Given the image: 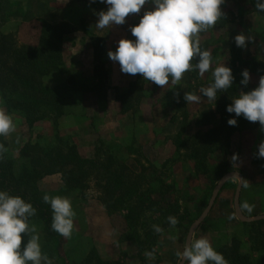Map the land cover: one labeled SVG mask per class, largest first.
Here are the masks:
<instances>
[{
  "label": "rangeland",
  "instance_id": "rangeland-1",
  "mask_svg": "<svg viewBox=\"0 0 264 264\" xmlns=\"http://www.w3.org/2000/svg\"><path fill=\"white\" fill-rule=\"evenodd\" d=\"M50 2L47 4L43 0H0V32H4L17 21L16 29L9 33H14L19 44L34 45L41 19L39 17L43 14V18L46 19L45 10L48 6L62 9L64 5H67L66 13L69 17L66 22L69 24L70 32L65 35L61 46L62 70L57 75L46 77L44 82L50 86L68 84L71 80L79 85L89 83L93 78L90 35L95 34L89 31L96 28V21L89 17H92L90 14L93 10L100 7L106 10L107 6L100 0L97 4H94V0H52ZM28 5H30L29 8H27ZM152 7L153 5L149 3L142 8L139 14H130L132 18L136 19L135 24L139 22L137 17H141L145 10H150ZM221 8L224 15L214 25V28L199 34V46L202 50L206 49L212 54L214 61L212 67L215 68L223 63L228 65L231 50L238 51L242 58L250 57L253 61H264V18L251 10L250 0H226ZM41 9H44V12ZM88 15L89 17H86ZM253 30L257 34H254ZM240 33L251 37V40L244 47L233 48L235 36ZM122 35L121 31L117 33L115 37L119 39H111L113 44L108 49L104 45V67L106 70L112 71V79L105 82L106 99L102 102H97L94 99V103L76 104L75 101L79 97L73 95L71 99L65 101L60 135L62 138H68L69 141L74 142L79 152L85 156L92 154L94 147L98 145V138L103 140V153L113 152V143H118L119 139L124 140L126 142L124 144H128V146L131 144L130 141L135 139L134 146H140L137 152L141 153L128 150L127 146L122 143L123 146L116 149L120 160L125 161L135 172H140L141 167L145 168L143 174H146L152 186H156V181L153 178L170 183L173 186L170 194L179 203L180 211L185 214L186 219L182 222V228L163 229L156 241L148 245L139 257L135 242L126 241L123 235L125 229L122 218L116 214L110 216L104 211L99 202L98 181L90 179L84 190H74L62 196L71 201L75 212L74 230L69 238L63 237L62 255L60 260L55 261V258H52L53 264H64L63 260H66L67 264H81L84 256L91 249H95L104 259L118 261L121 264H180L177 253L183 251L190 227L208 209L214 188L226 175L228 176L220 186L211 207L195 226L191 240L206 237L216 249L221 239L226 240L227 231L231 232V223L240 221L239 217L250 219L264 214V167L258 163L252 164L251 155L252 148L263 141L264 129H256L254 132H246V134H234L231 137L228 153L223 154L221 150H217L210 153L208 159L205 158L204 166L208 172L204 175H202V169L194 171L192 162L188 160L184 152L176 160L167 162L164 169L158 167L157 162L172 158L174 151L172 140L183 122H186L183 128L187 136L194 135L195 137L196 133L195 142L201 141L198 140V132H206L208 128L218 125L219 110L212 100L201 97L202 102L187 104L182 99L184 93H181L185 90L186 93L199 96L200 89L209 86L207 82L211 80V71L206 72L203 76H200L196 70L188 71L182 78L189 80L187 83L180 81L179 84H176L170 81L165 87L158 86L156 92H160L158 96L161 98L157 100L158 104L152 110L155 120L152 128L142 122L143 120L149 122L145 110L142 111V115L139 112L137 117H132L131 122L130 116L124 117L118 114V105L112 101L114 87H109V84L112 86L116 83L122 84L120 81L122 72L116 70L118 67L120 69V65L115 66L117 62L115 64L108 57L109 50L115 51ZM233 52L232 54H234ZM195 63L196 61L193 60L192 64ZM243 68V70L246 69L245 66ZM114 69L115 72H113ZM116 72H118L119 78ZM238 77L241 81L242 76ZM259 77L254 79V76L250 74L247 86L239 84L240 91L247 92L254 89L259 83ZM141 80L145 85L144 88L148 86V83H151L142 77ZM128 83L120 85L121 88H126ZM96 87L101 86L97 83ZM148 89L146 88V90ZM95 90L101 92L100 89ZM183 110L187 112L186 119L182 117ZM8 113L12 115L16 129L6 137V158L12 157L11 165H14L15 172H18L19 168L26 163V159L19 154L22 145L30 138L38 140L42 144L52 145L55 143L53 138L55 131L50 122L44 121L33 128L32 134L21 135L20 128L17 126L19 121L17 113ZM175 119L178 121L174 122ZM130 125L135 127L133 136L130 135L132 132ZM149 129L155 130L156 143H153L154 140L152 141L148 136ZM119 134H124V137L121 138ZM207 140L204 137L202 144L204 150L207 148ZM191 144H193V140ZM200 154H203L201 149ZM152 162L158 165L157 168L152 166ZM237 174L242 176V185L236 198L239 184ZM59 185L61 186L59 175L43 176L38 181V186L43 191L57 190ZM146 221L151 226L159 224L156 216L150 215V213L147 214ZM30 226L35 227L36 234L40 238L42 252L46 255L47 252L42 247L44 240L40 235V227L32 221ZM27 239L28 237L22 234V247ZM149 252L153 253L154 258L147 256Z\"/></svg>",
  "mask_w": 264,
  "mask_h": 264
},
{
  "label": "trees",
  "instance_id": "trees-1",
  "mask_svg": "<svg viewBox=\"0 0 264 264\" xmlns=\"http://www.w3.org/2000/svg\"><path fill=\"white\" fill-rule=\"evenodd\" d=\"M97 3L98 0H94V4ZM250 6L253 12L264 18V13L255 8V0H250ZM38 26L34 45L19 44L14 33L0 32V107H4L7 112L17 113L19 120L17 126L24 136L28 133L32 134L33 128L39 123L50 122L55 131L53 137L55 143L42 144L29 136L30 139L19 150L20 156L26 159V163L15 172L14 165H11L12 157L6 158L7 138L0 137V144L3 145V150L0 151V190L23 197L37 209L36 215L30 219V222H35L40 227V235L44 240L42 247L53 264L52 258H55V261L60 260L62 255L63 236L52 230V210L50 205L44 203L43 196L45 194L50 197L63 196L74 190L82 191L90 179H95L98 181L101 207L108 215L116 214L122 218L125 229L123 235L126 241L135 242L137 255L140 257L146 247L154 243L161 233L155 232L153 226L146 221L148 213L156 216L159 220L158 226L162 230L183 226L182 222L186 216L180 211L179 203L170 194L173 186L157 178H153L156 186H152L146 174H143L145 168L141 167L140 172H135L125 161L120 160L116 149L123 146L122 143H126L124 140L119 139L120 144L111 145L113 152L103 153V140L98 138V145L94 147L92 154L85 156L79 152L74 142L62 138L60 126L64 117L65 101L71 99L73 95L79 97L75 101L76 104L85 102L90 104L94 103V99L97 102L106 99L105 82L108 72L104 67V39L90 35L93 78L89 83L79 85L71 80L68 84L50 86L44 80L48 76L57 75L62 70L61 46L70 29L66 21L50 22L40 19ZM253 33L257 34L255 30ZM235 47L237 46L234 44L233 48ZM232 52L231 50L227 66L232 69L233 85L226 92L218 93L217 100H212L219 110L218 125L208 128L206 132H198V140L201 141L195 142L196 133L195 137L187 136L183 128L186 122H183L172 140L174 147L172 158L157 162L159 166L152 162V166L164 169L167 162L176 160L184 152L192 162L194 171L202 169L204 175L208 172L204 166L205 158L208 159L209 154L217 150H221L223 154L228 153L231 137L234 134H246L256 129H264L258 121L249 122L243 116L237 118L235 126L227 123L234 113H228L226 107L231 104V97L237 96L240 92L241 84L238 76L241 75L243 67H246L254 79L257 76H264V61H253L250 57L242 58L238 51L233 52L234 54ZM141 77L137 74L129 81L126 88L114 87L112 101L118 105L119 115L129 113L135 118L139 112L142 115V111L145 110L149 122L145 120L142 122L152 128L155 122L152 110L157 106V100L161 98L158 96L160 92H156L158 86L154 83H148L149 89L148 86L144 88ZM97 83L101 87H96ZM211 83L212 77L207 85L210 86ZM95 89H100L101 92ZM182 99L184 100V96ZM187 116V112L183 110L182 117L186 119ZM133 125H130L131 136L135 128ZM149 131L148 136L152 141L154 140L153 143H156L155 130L149 129ZM119 135L121 138L124 137V134ZM204 137L208 139L205 150L202 145ZM192 140L193 144H191ZM134 142L135 139L130 141L129 146L124 145L128 150L137 152L140 146H134ZM258 146L252 148V164L258 163L264 167V158L257 154ZM200 149L203 151L202 155ZM48 175H59L61 186L59 185L57 190L43 191L39 188L38 181ZM169 216L177 218L178 223L175 227L169 224L167 219ZM231 226V232L227 231L225 235L226 240L221 239L216 248L224 256L227 264H264V218L233 222ZM63 263L67 264L66 260H63ZM81 264L121 263L104 259L95 249H91L84 256Z\"/></svg>",
  "mask_w": 264,
  "mask_h": 264
},
{
  "label": "clouds",
  "instance_id": "clouds-1",
  "mask_svg": "<svg viewBox=\"0 0 264 264\" xmlns=\"http://www.w3.org/2000/svg\"><path fill=\"white\" fill-rule=\"evenodd\" d=\"M107 6L99 11L95 26L98 29L123 25L130 14H139L146 4H152L145 10L139 22L131 27L132 37L121 38L115 51L109 50L108 57L118 62L124 74L141 75L144 80L165 87L171 81L179 84L184 73L198 71L200 76L211 71L212 83L200 89V95L184 93L188 103H200L201 97L217 100V94L226 92L233 85L232 69L225 63L212 67L213 57L210 51L199 46V34L211 28L224 15L221 5L226 0H100ZM255 8L264 13V0H255ZM251 37L244 33L235 36L237 47H244ZM195 60L196 63L192 64ZM240 83L247 86L250 73L247 69L241 73ZM226 111L234 116L228 119L230 126L237 124V118L243 116L249 122H259L264 128V76L258 85L247 92L240 91L231 97ZM16 129L11 114L0 107V137H7ZM3 145L0 144V151ZM258 156L264 158V141L258 146ZM246 186V185H245ZM44 203L52 210V230L69 238L74 230V217L71 201L67 197L43 196ZM37 209L19 195L0 190V264H52L42 252L40 238L30 219ZM168 222L175 227L178 220L169 216ZM155 232H161L158 225ZM22 234L28 237L22 247ZM154 258L153 253H147ZM180 264H227L206 237L190 240L177 253Z\"/></svg>",
  "mask_w": 264,
  "mask_h": 264
},
{
  "label": "crops",
  "instance_id": "crops-1",
  "mask_svg": "<svg viewBox=\"0 0 264 264\" xmlns=\"http://www.w3.org/2000/svg\"><path fill=\"white\" fill-rule=\"evenodd\" d=\"M29 1V0H28ZM43 1H45L47 4L48 3H51L50 1H52V0H43ZM30 7V5H28L27 6V8H29ZM64 8H62V9H56V8H53V7H49L48 6V8L45 10V14H46V19L45 18H43L44 17V15L42 14L39 18H41V19H44V20H47V21H50V22H59V21H67V18L69 17L68 16V14L66 13L67 12V5H64L63 6ZM101 10H105V8H103V7H100L99 9H95V10H93L92 12H91V14H90V16H92V17H89V15L88 16H86V17H89V19H91V20H94V21H97V13L99 12V11H101ZM41 11L42 12H44V9H41ZM12 13V12H11ZM11 15V14H10ZM56 16V17H55ZM129 16H130V18H129ZM128 17H126V22L123 24V25H114V26H112L110 29L109 28H105V29H98L97 27L94 29V30H92V29H90V31L89 32H91V33H93L94 35H97V36H100V37H102L103 39H104V44L106 45V48L108 49V47H110V46H112V44H113V40H111V39H115V40H118L119 38L118 37H115L116 36V34L117 33H119L120 31L123 33V35H122V38H129V39H131L132 38V34H131V27L132 26H134L135 25V21H136V19L135 18H132L131 16L132 15H129ZM137 16V15H136ZM140 17V16H139ZM139 17H137L138 18V20H139ZM11 19H12V16L10 17ZM48 18V19H47ZM9 24H10V22H9ZM17 25H18V22L17 21H15V24L12 26V25H10L9 26V28L7 29V30H3L4 31V33H9V32H13L15 29H16V27H17ZM87 29V28H86ZM110 38V39H109ZM111 40V42H109ZM109 42V43H108ZM106 51V50H105ZM90 55L92 56V46H91V52H90ZM115 64H116V62H114ZM115 66H119V63L117 62V64L115 65ZM118 72H119V67H118V69H116ZM107 72L109 73V77H108V81L110 80V79H112L111 78V76H112V71L110 70H107ZM113 72H115V69H114V71ZM118 72H116L117 73V76H118V78H119V74H118ZM115 73V74H116ZM136 76V75H135ZM135 76H132V75H128V74H124V73H122V77H120L122 80H120V81H122V84H118V83H114L113 85L114 86H112V84H109V87H122V86H120V85H124V83H128L130 80H132V79H134L135 78ZM114 78H115V76H114ZM117 80V79H116ZM189 80H186L185 78L184 79H182L181 80V82H183V83H187ZM118 84V85H117ZM108 85V84H107ZM183 89V88H182ZM181 89V90H182ZM181 93H185V90H183V91H181ZM184 95V94H183ZM124 117H126V116H130V121L132 122V114H129V113H127L126 115H123ZM123 117V118H124ZM136 117H137V115H136ZM176 121H178L177 119H175V121L174 122H176Z\"/></svg>",
  "mask_w": 264,
  "mask_h": 264
},
{
  "label": "water",
  "instance_id": "water-1",
  "mask_svg": "<svg viewBox=\"0 0 264 264\" xmlns=\"http://www.w3.org/2000/svg\"><path fill=\"white\" fill-rule=\"evenodd\" d=\"M228 175H226V177H227ZM237 176L239 177V184H238V186H237V191H236V198H237V196H238V193H239V190H240V188H241V185H242V176L240 175V174H237ZM226 177H224V178H222V180L218 183V186H216L215 188H214V191H213V194H212V198H211V201H210V204H209V206H208V209L211 207L210 205L213 203V201H214V199H215V196L217 195V193H218V191H219V189H220V186L222 185V183L224 182V180H225V178ZM236 201V200H235ZM236 207H237V204H236ZM208 209L203 213V215H202V217L201 218H199L194 224H192V226L190 227V229H189V233H188V237H187V241H186V244L191 240V237H192V234H193V230H194V228H195V226L204 218V216L206 215V213H207V211H208ZM240 219V221H248V220H257V219H262V218H264V214H262V215H259V216H255V217H253V218H250V219H244V218H241V217H239Z\"/></svg>",
  "mask_w": 264,
  "mask_h": 264
}]
</instances>
